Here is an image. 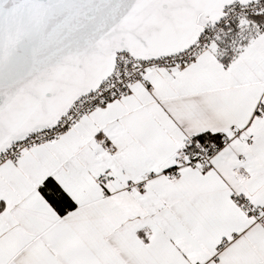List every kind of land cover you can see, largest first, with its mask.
Here are the masks:
<instances>
[{
	"label": "snow or ice",
	"instance_id": "snow-or-ice-1",
	"mask_svg": "<svg viewBox=\"0 0 264 264\" xmlns=\"http://www.w3.org/2000/svg\"><path fill=\"white\" fill-rule=\"evenodd\" d=\"M0 264H264V0H0Z\"/></svg>",
	"mask_w": 264,
	"mask_h": 264
}]
</instances>
